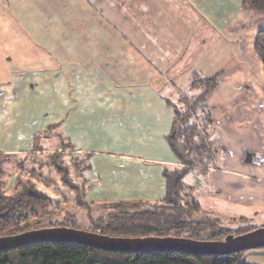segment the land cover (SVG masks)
<instances>
[{
	"label": "crops",
	"instance_id": "1",
	"mask_svg": "<svg viewBox=\"0 0 264 264\" xmlns=\"http://www.w3.org/2000/svg\"><path fill=\"white\" fill-rule=\"evenodd\" d=\"M12 1L24 13L52 8L70 15L78 0ZM81 1L86 4L82 10L93 12V20H86L89 32L76 33L74 26L66 34L65 30L60 34L49 31L36 36L47 39V45H34L29 39L31 50L26 51L25 28L14 21L8 1L0 0V154L37 156L52 150L50 141L58 148V136V140L41 137L40 132L59 123L75 155H93L88 147L73 143L74 130L84 132L86 136L80 135L86 141L88 134L95 137L92 133L104 127L105 115L115 124L111 117L125 114L133 123L130 140L133 135L145 140L148 153L154 134L168 144L173 117L168 93L186 85L195 74L218 73L219 83L208 94L207 103L213 117L210 139L219 152L208 167L190 172L199 175L188 186L204 213L221 216V220L264 222V69L252 44L259 28L251 26L241 0H237L240 9L229 20L215 7L223 0ZM68 20L72 21L71 15ZM40 22L42 16L37 15L36 28ZM64 41L67 46L60 48ZM58 91L63 94L61 102ZM56 108L63 118L42 120L46 110ZM134 153H112L118 161L124 158L106 163L107 171L118 165L131 171L128 192L115 199L162 200L163 172L179 164L177 157L170 149L160 159Z\"/></svg>",
	"mask_w": 264,
	"mask_h": 264
},
{
	"label": "trees",
	"instance_id": "2",
	"mask_svg": "<svg viewBox=\"0 0 264 264\" xmlns=\"http://www.w3.org/2000/svg\"><path fill=\"white\" fill-rule=\"evenodd\" d=\"M241 6L264 20V0H241ZM253 48L264 69V28L257 32ZM218 83V73L211 76L195 74L186 85L174 88L166 96L173 110L171 131L166 139L179 164L165 168V196L157 202L137 200L95 204L88 200L87 179L79 174L92 168L91 155L67 154L63 151L74 150L70 142H63L64 145L57 148L58 152L49 155L50 165L57 170L67 189L74 193V207L87 212L79 211L74 220H65L61 214L68 206L65 204L68 198L50 196L35 183L21 178L16 179L14 192H7L6 165L11 157L0 154V237L67 226L111 237L175 236L221 241L229 235L238 236L259 228L246 218H241L243 223L236 228L221 224L217 216L204 213L191 187L185 183L193 169L208 167L218 155V148L210 139L213 117L207 103L208 94ZM57 126L59 123L51 124L48 129L54 131ZM65 154L74 157L72 161L81 166V172L73 179L62 161ZM94 211L99 212L96 217L92 215ZM86 215L90 224L83 228L80 223ZM246 252L227 255H194L182 251L113 252L73 242H41L1 251L0 264H250L245 259Z\"/></svg>",
	"mask_w": 264,
	"mask_h": 264
},
{
	"label": "rangeland",
	"instance_id": "3",
	"mask_svg": "<svg viewBox=\"0 0 264 264\" xmlns=\"http://www.w3.org/2000/svg\"><path fill=\"white\" fill-rule=\"evenodd\" d=\"M8 1V7L10 8L13 16L15 17L14 21L25 28L27 32V36L25 39V49L26 51L31 50L28 46L29 39H33L34 45L37 43H40L41 45L45 46L44 44L47 43V39H36V36H46L49 31H53V33H63L65 30V34L69 31L70 27H75L76 33L80 32L81 29L83 32L87 33L89 32L86 27H88V24H86V20H93L91 18L93 12L91 11H84L82 10V7H84L86 4L84 1L78 0L73 3L72 6L73 10L71 15V20L69 21L68 18L70 15L68 13H62L59 11H53L52 8H47L48 12H43V10H40L41 13L37 12H31L24 13L20 12L21 9H16L15 5L13 4L12 0ZM215 7H218V12L221 13L223 17H225L227 20L232 18L235 13L240 9L239 3L237 0H223L221 4H215ZM243 9V8H242ZM244 10V9H243ZM246 13L248 11L244 10ZM251 17V26L257 27L259 29L264 28V20H259V16H254L252 13L248 12ZM41 15L42 16V22H40L41 27L36 28V16ZM44 18V19H43ZM41 20V19H39ZM38 24V23H37ZM10 26H14V23L9 21ZM78 25V26H77ZM17 27V25H16ZM13 28V27H12ZM237 32V31H236ZM234 32V35L237 33ZM243 32V31H242ZM37 34V35H36ZM257 35V34H256ZM256 37V36H255ZM255 39V38H253ZM12 39H10L11 42ZM57 41H63L62 39H56ZM65 40V39H64ZM67 40H71L67 39ZM77 38L73 39V42H76ZM246 40V39H244ZM248 40V39H247ZM243 41V40H242ZM253 44V43H252ZM67 46V43L64 41L62 43V46L60 48H64ZM69 47V46H68ZM10 49H12L11 45L9 46ZM254 50V48H253ZM255 52V51H254ZM256 54V53H255ZM257 55V54H256ZM59 80V78H58ZM191 80V79H190ZM220 80V76H219ZM60 83H57V90H59ZM182 87V86H181ZM179 88V87H176ZM57 99L59 102H61V98H63V94L59 93V91L56 93ZM105 111V109H103ZM108 110V109H106ZM122 113L124 112V109H120ZM60 109H52L51 111L46 110V114H42V120L47 119L49 121H53L54 118H56L53 122L59 121V118H63V114L60 116L59 113ZM63 113V112H62ZM36 115L40 117L41 114L39 112V108L36 107ZM124 116V117H122ZM122 116H115L114 118L111 117V120L115 123L112 124L111 122H108L109 118L107 115H105V125L104 127L101 125V122L103 121V117H100L99 122L101 125V128L98 132L92 133V136L90 137L89 134L85 138L81 135H85L84 132L78 131L77 129L74 130L73 133V143L77 144L81 147H88V149H91V157L90 162L92 163V168L90 170H86L84 174H79L80 171V163L78 164L72 161L74 157L68 156V153H73L75 155V152L72 151H63L66 152V156L62 158V161L64 162V166H68L69 170L71 171V178H75L76 174L84 175V177L87 179V184L90 188L88 193V200L93 201L95 204H101L104 202H111V201H118L115 198L119 195H122L123 193L126 194L128 192L129 181L128 178L131 177V171L130 169H127L124 165H118L115 168L112 167L110 169L105 170L107 161L117 160L118 156L111 155L112 153H125V154H135L134 151L136 150L138 154H142L143 157L145 156H157L158 159L165 158V156H168L167 151L172 152L171 147L168 146V144L165 142V140H162L161 135L154 134L152 147H150V150H147L146 152L145 148L147 147L145 145V140H141L139 138H135L133 135V140H130L129 134L132 136L134 133H129V130H132V122L131 118L128 114L122 115ZM74 118H76L74 116ZM41 122V120H40ZM43 121L41 122V124ZM53 124V123H52ZM119 124V125H118ZM93 125H91L92 127ZM144 129L143 127L137 128V130ZM155 130L156 127H155ZM55 133L48 129L45 131H41V137L44 136H51L57 141L58 148L64 145L63 142H67L70 139L65 138V130L63 128V125L61 127L55 128ZM81 134V135H80ZM140 136H143V132H139ZM59 138H58V137ZM57 138V139H56ZM89 138V139H87ZM39 140V139H38ZM37 140V141H38ZM42 141L39 140L38 144H40ZM72 143V141H71ZM134 143V145H133ZM31 144V142L29 143ZM49 147H51V151H46L41 154H34L33 156L27 158L26 156L22 157H16L11 158V161L9 164L7 163L6 169H7V175L5 176V181L8 186L7 192L13 193V186L16 182L17 178H21L23 181L28 183H35L38 188H40L43 192L47 193L50 196L56 197V198H68V201L65 202L66 209H69L68 212H65L66 209H64L63 213L61 214L63 219L65 220H74V218H77L79 216V211H82V214L87 213L85 209L78 210L76 206L74 207V193L70 192L69 189H67V186L61 181V177L58 174L57 170L54 169L50 165V158L49 155L55 152H58L59 149L55 148L53 142H49ZM133 146H132V145ZM76 146V145H75ZM41 147V146H40ZM133 148V149H131ZM167 149V150H166ZM131 150V151H130ZM130 151V152H129ZM144 152H146V155H144ZM219 152V151H218ZM251 153V152H250ZM246 155V158H248L249 154ZM83 154V153H82ZM149 154V155H148ZM221 155V152L219 153ZM80 156V155H77ZM173 157V154H170V158ZM253 157V156H252ZM124 157H120L119 161L122 160ZM78 160L77 158H75ZM14 160V162H12ZM20 161V163H19ZM118 161V162H119ZM134 163V162H133ZM15 164V165H14ZM107 171V172H105ZM199 174L197 173H190L185 178V183L189 186H192ZM76 182V180H73ZM97 181V183H96ZM93 185L94 188H91ZM125 186V187H122ZM128 189V190H127ZM91 191V193H90ZM71 193V194H70ZM99 213L98 211L92 212L93 217H96ZM87 218L81 221L80 226L83 228H88V225L90 224L89 218L86 215ZM221 224L225 226H230L232 228H236L240 226L243 222L240 219H236L235 221H228V220H221V216H218ZM225 218V217H223ZM80 220L83 218H79ZM252 222L249 221V223ZM253 223L259 228L264 225L263 221H257ZM67 227V226H66ZM248 252L245 253V259L250 264H264V247H259L256 249L247 250Z\"/></svg>",
	"mask_w": 264,
	"mask_h": 264
},
{
	"label": "water",
	"instance_id": "4",
	"mask_svg": "<svg viewBox=\"0 0 264 264\" xmlns=\"http://www.w3.org/2000/svg\"><path fill=\"white\" fill-rule=\"evenodd\" d=\"M41 242H73L113 252L182 251L194 255H227L264 247V227L246 234L229 235L221 241L194 240L185 237H111L72 227H52L0 237V252L5 249Z\"/></svg>",
	"mask_w": 264,
	"mask_h": 264
}]
</instances>
